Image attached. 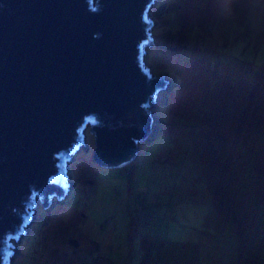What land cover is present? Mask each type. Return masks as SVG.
<instances>
[{
	"label": "rangeland",
	"instance_id": "obj_1",
	"mask_svg": "<svg viewBox=\"0 0 264 264\" xmlns=\"http://www.w3.org/2000/svg\"><path fill=\"white\" fill-rule=\"evenodd\" d=\"M150 17L161 135L104 170L88 132L77 197L38 203L11 264H264V0H161Z\"/></svg>",
	"mask_w": 264,
	"mask_h": 264
},
{
	"label": "water",
	"instance_id": "obj_2",
	"mask_svg": "<svg viewBox=\"0 0 264 264\" xmlns=\"http://www.w3.org/2000/svg\"><path fill=\"white\" fill-rule=\"evenodd\" d=\"M160 1L0 0V264L39 202L50 211L73 192L67 172L88 132L104 170L161 135L151 108L170 80L145 58Z\"/></svg>",
	"mask_w": 264,
	"mask_h": 264
},
{
	"label": "trees",
	"instance_id": "obj_3",
	"mask_svg": "<svg viewBox=\"0 0 264 264\" xmlns=\"http://www.w3.org/2000/svg\"><path fill=\"white\" fill-rule=\"evenodd\" d=\"M258 60H261V58H258ZM74 190H73V192L70 194L69 198L65 202H68L69 200L71 201V200H73V199H75L77 197V195H75ZM78 195H79V193H78Z\"/></svg>",
	"mask_w": 264,
	"mask_h": 264
}]
</instances>
